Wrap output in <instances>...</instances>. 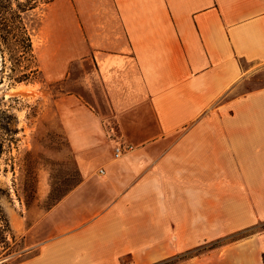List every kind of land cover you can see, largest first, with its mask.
<instances>
[{
  "label": "crops",
  "instance_id": "crops-1",
  "mask_svg": "<svg viewBox=\"0 0 264 264\" xmlns=\"http://www.w3.org/2000/svg\"><path fill=\"white\" fill-rule=\"evenodd\" d=\"M43 9L39 72L60 81L89 57L116 134L81 96L56 97L80 181L16 264H264V0ZM117 142L133 148L116 157Z\"/></svg>",
  "mask_w": 264,
  "mask_h": 264
},
{
  "label": "rangeland",
  "instance_id": "rangeland-1",
  "mask_svg": "<svg viewBox=\"0 0 264 264\" xmlns=\"http://www.w3.org/2000/svg\"><path fill=\"white\" fill-rule=\"evenodd\" d=\"M45 1L35 0L23 11L16 0H0V214L21 237V245L56 232L57 216L50 210L80 181L75 155L56 112V97L81 96L94 105L110 136L116 134L110 131L109 127H116L112 110L89 57L71 63L68 76L60 81L47 82L39 72L32 40ZM262 228L264 219L256 224V229Z\"/></svg>",
  "mask_w": 264,
  "mask_h": 264
},
{
  "label": "built area",
  "instance_id": "built-area-1",
  "mask_svg": "<svg viewBox=\"0 0 264 264\" xmlns=\"http://www.w3.org/2000/svg\"><path fill=\"white\" fill-rule=\"evenodd\" d=\"M132 148L133 146L131 144L117 142L113 147V154L117 157ZM20 238L16 235L10 222L0 214V264H13L18 262L32 251L31 243H26L25 241L21 245ZM124 264L131 263L124 262Z\"/></svg>",
  "mask_w": 264,
  "mask_h": 264
},
{
  "label": "trees",
  "instance_id": "trees-1",
  "mask_svg": "<svg viewBox=\"0 0 264 264\" xmlns=\"http://www.w3.org/2000/svg\"><path fill=\"white\" fill-rule=\"evenodd\" d=\"M7 1V3L8 2H10V0H6ZM17 1V5H18V8L20 9V10H23L24 11V6H28V8H30V7H32V5H30V4H33V3H35V0H24V3H22V2H20L19 0H16ZM49 1H52V0H46L45 2L47 3V2H49ZM19 13V12H18ZM16 14V13H13V17H20V14Z\"/></svg>",
  "mask_w": 264,
  "mask_h": 264
},
{
  "label": "bare ground",
  "instance_id": "bare-ground-1",
  "mask_svg": "<svg viewBox=\"0 0 264 264\" xmlns=\"http://www.w3.org/2000/svg\"><path fill=\"white\" fill-rule=\"evenodd\" d=\"M15 223V222H14Z\"/></svg>",
  "mask_w": 264,
  "mask_h": 264
}]
</instances>
